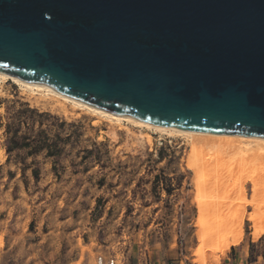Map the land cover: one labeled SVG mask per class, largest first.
Listing matches in <instances>:
<instances>
[{
    "label": "rangeland",
    "instance_id": "obj_1",
    "mask_svg": "<svg viewBox=\"0 0 264 264\" xmlns=\"http://www.w3.org/2000/svg\"><path fill=\"white\" fill-rule=\"evenodd\" d=\"M0 152V264H245L230 251L250 238L247 264L264 256V153L115 124L10 82Z\"/></svg>",
    "mask_w": 264,
    "mask_h": 264
},
{
    "label": "water",
    "instance_id": "obj_2",
    "mask_svg": "<svg viewBox=\"0 0 264 264\" xmlns=\"http://www.w3.org/2000/svg\"><path fill=\"white\" fill-rule=\"evenodd\" d=\"M0 71L146 123L264 137V0H0Z\"/></svg>",
    "mask_w": 264,
    "mask_h": 264
},
{
    "label": "bare ground",
    "instance_id": "obj_3",
    "mask_svg": "<svg viewBox=\"0 0 264 264\" xmlns=\"http://www.w3.org/2000/svg\"><path fill=\"white\" fill-rule=\"evenodd\" d=\"M7 82L16 85L19 88L31 94L53 96L71 105L76 109L84 110L98 118L108 120L115 124L127 123L130 126L137 128L154 129L162 133H168L169 135L183 136L190 143L205 147L228 146L231 148V150L235 151L241 156L248 155L250 153H264V137H248L244 135H227V134H217V133L196 132V131H188L176 127L161 126V125L146 123L143 121L133 119L128 115L110 113L108 111L102 110L100 108H97L91 104L85 103L78 99L67 97L51 89L44 83L38 81L24 80L17 75H10L8 73L0 71V84H4Z\"/></svg>",
    "mask_w": 264,
    "mask_h": 264
},
{
    "label": "crops",
    "instance_id": "obj_4",
    "mask_svg": "<svg viewBox=\"0 0 264 264\" xmlns=\"http://www.w3.org/2000/svg\"><path fill=\"white\" fill-rule=\"evenodd\" d=\"M262 237H264V234L261 236V238ZM249 242L250 243L253 242L252 238H250ZM249 242L247 244H244V241H243L240 244L231 247V251H230V252L233 251L235 253V257H237L239 261L245 262V264H247L246 259L248 258L250 254V249H249L250 243ZM250 264H264V256L257 257V261L251 262Z\"/></svg>",
    "mask_w": 264,
    "mask_h": 264
},
{
    "label": "built area",
    "instance_id": "obj_5",
    "mask_svg": "<svg viewBox=\"0 0 264 264\" xmlns=\"http://www.w3.org/2000/svg\"><path fill=\"white\" fill-rule=\"evenodd\" d=\"M95 264H114V263L110 260L104 259L102 256H98Z\"/></svg>",
    "mask_w": 264,
    "mask_h": 264
},
{
    "label": "trees",
    "instance_id": "obj_6",
    "mask_svg": "<svg viewBox=\"0 0 264 264\" xmlns=\"http://www.w3.org/2000/svg\"><path fill=\"white\" fill-rule=\"evenodd\" d=\"M16 140V142L19 140V138L17 137V132H14V141Z\"/></svg>",
    "mask_w": 264,
    "mask_h": 264
}]
</instances>
